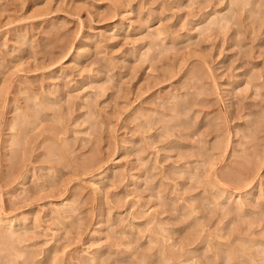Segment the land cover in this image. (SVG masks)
<instances>
[{"label": "rangeland", "instance_id": "1", "mask_svg": "<svg viewBox=\"0 0 264 264\" xmlns=\"http://www.w3.org/2000/svg\"><path fill=\"white\" fill-rule=\"evenodd\" d=\"M0 264H264V0H0Z\"/></svg>", "mask_w": 264, "mask_h": 264}]
</instances>
